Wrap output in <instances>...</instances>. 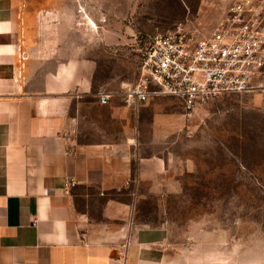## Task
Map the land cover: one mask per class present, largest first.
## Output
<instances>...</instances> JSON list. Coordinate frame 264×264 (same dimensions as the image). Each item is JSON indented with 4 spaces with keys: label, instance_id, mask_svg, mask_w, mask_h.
Segmentation results:
<instances>
[{
    "label": "crops",
    "instance_id": "0c3cea01",
    "mask_svg": "<svg viewBox=\"0 0 264 264\" xmlns=\"http://www.w3.org/2000/svg\"><path fill=\"white\" fill-rule=\"evenodd\" d=\"M59 1L0 0V264H169L159 229L134 220L165 159L133 170L131 144L113 139V91L98 101L95 29Z\"/></svg>",
    "mask_w": 264,
    "mask_h": 264
},
{
    "label": "rangeland",
    "instance_id": "374dc122",
    "mask_svg": "<svg viewBox=\"0 0 264 264\" xmlns=\"http://www.w3.org/2000/svg\"><path fill=\"white\" fill-rule=\"evenodd\" d=\"M230 1H59L85 11L95 29L86 48L94 85L113 91V139L131 144L133 170L138 156L165 159L164 179L140 184L134 220L159 229L153 247L169 264H264V69L252 88L189 113L174 95H154L137 112L122 100L153 33L182 23L204 36Z\"/></svg>",
    "mask_w": 264,
    "mask_h": 264
},
{
    "label": "built area",
    "instance_id": "2783aa9c",
    "mask_svg": "<svg viewBox=\"0 0 264 264\" xmlns=\"http://www.w3.org/2000/svg\"><path fill=\"white\" fill-rule=\"evenodd\" d=\"M263 69L264 0H231L204 36L195 38L182 23L153 33L140 50L138 78L122 100L137 112L154 95H174L189 113L222 93L252 88ZM111 95L100 92L98 101ZM76 184L69 176L63 190L69 193Z\"/></svg>",
    "mask_w": 264,
    "mask_h": 264
},
{
    "label": "bare ground",
    "instance_id": "6f19581e",
    "mask_svg": "<svg viewBox=\"0 0 264 264\" xmlns=\"http://www.w3.org/2000/svg\"><path fill=\"white\" fill-rule=\"evenodd\" d=\"M94 27H96V24L94 23Z\"/></svg>",
    "mask_w": 264,
    "mask_h": 264
}]
</instances>
